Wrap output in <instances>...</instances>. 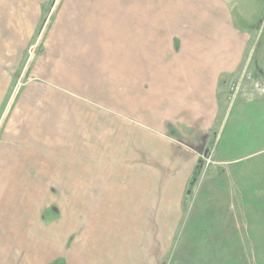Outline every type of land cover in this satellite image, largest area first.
<instances>
[{
	"label": "crops",
	"instance_id": "0c3cea01",
	"mask_svg": "<svg viewBox=\"0 0 264 264\" xmlns=\"http://www.w3.org/2000/svg\"><path fill=\"white\" fill-rule=\"evenodd\" d=\"M259 2L62 0L0 136V264L164 261L198 160L259 132ZM106 192L128 213L80 220Z\"/></svg>",
	"mask_w": 264,
	"mask_h": 264
},
{
	"label": "rangeland",
	"instance_id": "374dc122",
	"mask_svg": "<svg viewBox=\"0 0 264 264\" xmlns=\"http://www.w3.org/2000/svg\"><path fill=\"white\" fill-rule=\"evenodd\" d=\"M61 2L0 0L1 137L15 96L28 80L44 32ZM259 4L261 11L259 16L256 11L252 25L261 28L260 41L253 52L258 58L261 49L264 65V0ZM256 80L259 87L253 88L264 101L263 66ZM232 100H237L236 95ZM261 118L254 136L248 134L251 127L247 125L246 130L235 127L228 142L221 140V147L228 148L225 158L204 159L194 187L177 210L175 242L166 241L164 261L157 264H264V110ZM207 167L212 170L205 173ZM102 198L107 199L86 204L79 212L80 220L91 212L100 216L128 213L129 206L113 204L109 192ZM135 213L130 210L129 215ZM149 213H156L151 206Z\"/></svg>",
	"mask_w": 264,
	"mask_h": 264
},
{
	"label": "trees",
	"instance_id": "16d2710c",
	"mask_svg": "<svg viewBox=\"0 0 264 264\" xmlns=\"http://www.w3.org/2000/svg\"><path fill=\"white\" fill-rule=\"evenodd\" d=\"M203 167V160L199 159L196 167L194 168V171L192 172V175L190 177V179L188 180V184H187V193L191 192L192 188L194 187L199 175H200V171Z\"/></svg>",
	"mask_w": 264,
	"mask_h": 264
},
{
	"label": "built area",
	"instance_id": "2783aa9c",
	"mask_svg": "<svg viewBox=\"0 0 264 264\" xmlns=\"http://www.w3.org/2000/svg\"><path fill=\"white\" fill-rule=\"evenodd\" d=\"M256 87H258V84H256ZM229 88H230V92H231V94H233V95H231V96H233V98H234V95H236V93H237V89H238V87H237V83L232 82V83L230 84Z\"/></svg>",
	"mask_w": 264,
	"mask_h": 264
}]
</instances>
